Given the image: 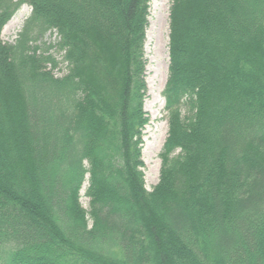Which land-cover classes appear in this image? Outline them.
Wrapping results in <instances>:
<instances>
[{"label": "trees", "instance_id": "trees-1", "mask_svg": "<svg viewBox=\"0 0 264 264\" xmlns=\"http://www.w3.org/2000/svg\"><path fill=\"white\" fill-rule=\"evenodd\" d=\"M149 3L0 0V264H264V0H172L151 190Z\"/></svg>", "mask_w": 264, "mask_h": 264}, {"label": "rangeland", "instance_id": "rangeland-1", "mask_svg": "<svg viewBox=\"0 0 264 264\" xmlns=\"http://www.w3.org/2000/svg\"><path fill=\"white\" fill-rule=\"evenodd\" d=\"M172 0H150L149 26L146 31L145 56L147 98L145 110L149 116V123L143 131L142 159L144 162V180L147 190H151L157 183L160 171V158L162 144L165 140L168 124L164 110L162 90L168 75V34H169V9ZM31 8L23 4L3 25L0 38L3 43L13 44L21 30L25 19L30 15ZM57 37L55 33L47 32L42 38L41 48L54 45ZM45 43V44H43ZM44 55L51 56L56 61L52 72L61 76L66 72L65 63H62V52L55 46L48 48ZM50 69V66H48ZM87 178V176H86ZM87 180L80 190V204L88 210L89 198L84 194Z\"/></svg>", "mask_w": 264, "mask_h": 264}]
</instances>
